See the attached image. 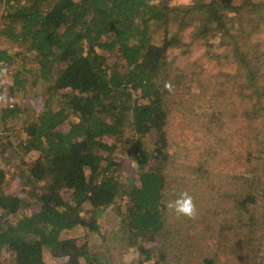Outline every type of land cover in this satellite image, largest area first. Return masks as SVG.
<instances>
[{"label": "trees", "instance_id": "1", "mask_svg": "<svg viewBox=\"0 0 264 264\" xmlns=\"http://www.w3.org/2000/svg\"><path fill=\"white\" fill-rule=\"evenodd\" d=\"M166 1L0 0V38L5 42L0 45V97L12 99L16 92L22 98L42 97L41 108L29 117L27 106L0 99V130H6L0 134V151L6 148L19 158L21 183L33 196L28 201L4 192L6 171L0 165V252L8 250L0 264H43L44 250L69 264H80V258L84 264H112L87 237V232H100L99 219L107 209L129 244L143 254L138 263L144 264L153 258V249L136 242L156 240L166 227L169 207L186 189L201 186L205 196L222 187L219 178L239 179L229 201L236 217L228 219L223 213L227 208L218 206L231 188L223 193L220 188L211 207L197 193L203 205L195 206L196 228L218 233L213 238L195 232L191 238L195 243L219 242L226 229L246 226L245 252L219 244L203 259L214 262L221 251L234 260L264 264V0L171 6ZM155 25L162 30L159 41L153 40ZM185 31L189 40L180 36ZM213 33L223 47L214 57L228 56L234 68L219 72L224 76L218 86L213 79L210 89L208 73L195 66L172 67L169 51ZM9 70L5 91L1 79ZM232 85L239 89L233 95L240 99V115L232 95L221 92ZM201 95L207 97V123L188 126L194 135L185 150L197 158L173 168L172 129L181 128L186 116L191 123L195 96ZM18 128L23 136L15 134ZM150 130L155 140L148 148L144 137ZM127 133L133 137L135 174L121 178L114 151ZM236 140L242 148L239 176L225 164L214 172L199 157H224L227 143ZM34 151L33 160L22 158ZM80 228V242L65 234ZM164 260L161 254L151 264Z\"/></svg>", "mask_w": 264, "mask_h": 264}, {"label": "rangeland", "instance_id": "2", "mask_svg": "<svg viewBox=\"0 0 264 264\" xmlns=\"http://www.w3.org/2000/svg\"><path fill=\"white\" fill-rule=\"evenodd\" d=\"M193 1H200V0H167L166 2L171 5H176L180 3H188ZM243 0H232L234 3L241 2ZM152 36L154 41H159L162 36V30L159 26L155 25L152 30ZM180 36H184V39L189 40L186 36H190L188 31H185ZM207 38H200V39H192V41L188 44V46L184 47H176L169 51V58L171 59L172 67H183L185 69L193 68V66L201 68L203 72L208 73L207 83L210 86L213 85V79L215 80L214 86H218L216 82L220 80L221 76L224 74L219 72H229L234 67L233 64L230 62V58L226 55H221L214 57V54L217 50H223L222 45L219 44V38L215 37L218 36L215 33L207 35ZM260 36L264 42V31L260 33ZM0 45H5V42L2 38H0ZM109 55V54H108ZM110 58L113 59V56L110 55ZM30 62H33L30 59ZM31 80V77L29 78ZM11 81L10 70L5 72L2 76L1 82L3 86H5V91L7 89V85ZM228 91L231 94V99L234 101V106L236 113L239 114V107L237 103H240V99L237 95H233V92H239L237 86L232 85L229 89L223 88L221 92ZM5 93V92H4ZM3 93V94H4ZM206 93V92H205ZM236 96V97H234ZM195 109L196 111L190 115L191 123L188 122L186 116L182 121V127L172 129V138L169 142V151L170 156L174 158L171 167H175L179 162L188 161L192 162V158H197L194 153L185 152L186 147L189 145L190 138L194 135L192 132V128H188L190 124H206L207 118L204 117V107L207 104V97L204 95L195 96ZM18 101L21 103L22 106H27L29 108V112L26 115L29 117L31 113H35L39 111L42 106V97L37 96L35 98H22L20 97V93H14L12 99L11 98H3L1 100L2 104H9L10 102ZM56 101H53V103ZM264 102V101H263ZM264 106V104H263ZM233 110V109H232ZM190 114L194 111L193 108L190 109ZM75 120V117H72ZM238 125L240 124V118L236 122ZM229 133V126L226 127ZM177 131V134H176ZM0 134H6V130H0ZM15 134L17 136H23L24 132L21 128L15 129ZM11 140L15 141L16 137L12 135L9 137ZM107 139L113 137H106ZM144 146L151 148L154 146L155 140V132L154 130H150L144 137ZM133 137L130 133L124 135V139L118 141L116 143L115 151H114V159L118 161V174L121 178L131 177L135 174V165L133 162V157L131 154V146L133 144ZM180 142V143H178ZM237 140L229 144L227 143L225 149L227 150V154L223 155H215V154H208L209 160L202 158L203 156L200 155L201 159L209 162L212 171L219 172V167L221 165H226V168L229 172H236L237 176H239L240 171H242L241 165V144L237 142ZM0 165L5 169L6 173L4 174V178L2 181V189L4 192H9L15 195H18L25 200H33V196L31 193V189L29 186H23L21 183L19 170L22 163L18 157L11 156L9 150L6 148L4 151H0ZM36 156V152H29L27 154H23L22 158L25 161H31ZM201 159L198 161L200 162ZM215 161V162H214ZM220 185L222 187V193L225 191V187L231 188L227 193V200L224 203H219L218 206H222V208L226 207L227 209L224 210L223 213L227 214V217L234 218L237 210L231 207L230 199L232 198V193L239 184V179L232 180V182H227V180H221L219 178ZM43 186H38L37 190L41 191ZM211 189L207 192L204 196L202 192L201 186L195 185L193 190L186 189V192L189 196L192 197L195 206H201L202 201L201 197L205 198L203 201L204 203L208 204V206H212L213 201L217 198V192H221V189ZM197 193L201 196L198 197ZM203 205V204H202ZM198 212V211H197ZM167 224L166 227L163 229L161 234L156 238L155 241L149 242L146 240H140L136 243L142 244L147 247H152L153 249V258L149 261H145L144 264H151L152 261L164 254L165 260L163 264H207L203 257L204 256H211L215 250H219L218 245L220 244L221 248H225L226 245L230 246L233 249L237 250V254L239 251L245 252L243 248V240L246 239L248 228L243 226V228L233 225L231 228L226 229L222 232L221 241L211 240L212 242L205 244L203 242H194L191 238L195 232L199 234H210L213 238H216V234L218 230L206 231V233H201L200 230L196 227H200V222L197 221V225L195 226L191 218L185 217L183 215H178L175 212V207L167 211ZM238 215V214H237ZM198 216L201 217V212H198ZM99 229L100 232H87V237L89 239V244L93 245L94 247L98 246L101 250L104 251L106 258L112 264H139V258L143 256L135 245L129 244L128 239H126V232L119 228L118 219L116 218L113 211L107 209L105 213L99 219ZM78 231L67 230L65 232L68 236H74L77 242H80L82 238V229H77ZM210 232V233H208ZM104 236V237H103ZM135 243V244H136ZM97 248V247H96ZM98 249V248H97ZM99 249V250H100ZM262 253H264V244L262 245L261 249ZM234 255V253H233ZM8 256V250L3 249L0 252V257L4 260ZM238 258L241 260V257L237 255ZM220 258H217L214 262L209 264H248L245 261V258L242 261L234 260L229 256L223 254L220 251ZM230 260V263H228ZM80 264H84L83 258H80ZM264 263V261H263ZM43 264H69L67 259H60L58 257H54L50 255L47 250L43 251Z\"/></svg>", "mask_w": 264, "mask_h": 264}, {"label": "clouds", "instance_id": "3", "mask_svg": "<svg viewBox=\"0 0 264 264\" xmlns=\"http://www.w3.org/2000/svg\"><path fill=\"white\" fill-rule=\"evenodd\" d=\"M166 87H170L166 85ZM3 99V97H0ZM175 212L178 215H183L188 218H192L195 215V205L193 203V199L187 193L181 195L179 199L174 202ZM171 206V205H170Z\"/></svg>", "mask_w": 264, "mask_h": 264}]
</instances>
